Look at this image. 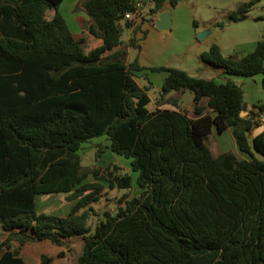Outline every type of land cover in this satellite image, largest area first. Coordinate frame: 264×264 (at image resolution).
Segmentation results:
<instances>
[{
	"label": "trees",
	"instance_id": "obj_1",
	"mask_svg": "<svg viewBox=\"0 0 264 264\" xmlns=\"http://www.w3.org/2000/svg\"><path fill=\"white\" fill-rule=\"evenodd\" d=\"M63 1L0 0V233L7 234L0 264H32L21 255L27 243L64 247L76 237L84 241L76 264H264V129L251 137L264 125V100L245 110L244 91L234 81L128 61L122 35L136 23L125 20L136 10L131 0L77 5L90 18L88 51L60 13ZM137 1L149 4L151 16L178 4ZM261 1L240 6L231 22L246 20ZM128 46L138 48L137 40ZM201 60L229 75H262L264 88V37L243 57L225 56L213 44ZM148 72L166 73L159 100L175 109H149L156 87ZM187 90L194 93L193 113L178 97L167 98ZM229 128L245 159L212 153L210 136ZM102 136L130 161L135 179L116 173L115 165L86 182L92 172L81 151ZM101 181L111 189L135 183L142 192L100 214L92 204L102 198ZM53 194L76 201L67 215L38 211V196ZM93 216L99 217L94 231ZM54 261L43 254L38 264Z\"/></svg>",
	"mask_w": 264,
	"mask_h": 264
},
{
	"label": "crops",
	"instance_id": "obj_2",
	"mask_svg": "<svg viewBox=\"0 0 264 264\" xmlns=\"http://www.w3.org/2000/svg\"><path fill=\"white\" fill-rule=\"evenodd\" d=\"M83 0H64L61 4L59 11L66 20L72 34L76 39L85 38L84 46L88 51L94 47V39L91 36L84 35V25L89 21V16L83 12H76L75 8ZM137 3V0H131ZM178 4L172 6L169 3L165 4L163 10L157 15L151 16L148 14L149 4L144 3L141 10V15L135 20V25L129 28L127 39L122 40L128 48V60L133 61L136 58L144 67H171L186 71L193 77L213 79L218 83H226L231 80L237 85L241 86L244 91V101L249 110L253 105L259 104L264 100L263 76L256 75L253 77H242L238 75H229L222 72L220 69L212 67L201 60L202 53L208 51L213 44H218L225 56L243 57L246 54L255 50L256 45L260 39L252 41H237L230 42L231 49L225 50V45L218 41H211V30L202 27L200 19L197 17V12H204L206 14H214L215 17L210 21V24L221 22L223 19H229L228 24H232L230 15L237 9L231 7L228 0H177ZM220 9L224 11L222 17L218 16ZM49 19L54 16V11L47 13ZM164 17L161 26L166 29H158L156 23L160 17ZM222 18V19H221ZM203 24H208L209 21L201 17ZM125 22V21H124ZM135 38L137 40L138 48L128 46V42ZM229 44V43H227ZM133 53L131 57L130 54ZM133 58V59H132ZM150 79L154 86L155 94L151 96L152 103L155 104L153 108L149 109L155 111L158 108L162 109H175L171 103L160 102L159 89L161 88L166 73H152L148 72ZM138 82V81H137ZM141 85V84H140ZM143 84L141 86H145ZM179 98L183 108H188L193 113L194 93L187 90L184 93H171L167 96ZM248 111H246V115ZM264 129V125L257 127L252 133V138ZM211 139L216 142V148H211L212 153L217 156L222 153L234 152L238 157L243 155L240 153L236 140L234 138L233 129L229 128L222 134L214 131L210 136L208 143ZM219 141V144H218ZM216 149V153L214 152ZM240 154V155H239ZM242 159H245L243 157ZM63 195L67 199L66 194ZM51 195L38 196L36 199L37 209L39 212H47L39 209V201L43 197ZM68 200V199H67ZM69 201V200H68ZM72 202V201H69ZM53 214V213H51ZM62 216V215H60ZM65 216V215H64Z\"/></svg>",
	"mask_w": 264,
	"mask_h": 264
},
{
	"label": "rangeland",
	"instance_id": "obj_3",
	"mask_svg": "<svg viewBox=\"0 0 264 264\" xmlns=\"http://www.w3.org/2000/svg\"><path fill=\"white\" fill-rule=\"evenodd\" d=\"M252 0H228L227 3L234 9H238L240 6L250 2ZM224 11L220 9L218 16L222 17ZM264 16V0L258 2L249 12L248 18L240 22H232L228 24L229 19H223L224 23L219 22L218 24H210L214 14H206L202 11L197 12V17L200 19L202 27L204 29L211 30V41H218L225 46V50L231 49L230 42L237 40L241 41H252L264 37V20H259L260 17ZM201 17L209 21L208 24H203ZM222 19V18H221ZM129 34V28L125 29L123 33V39L126 40ZM229 43V44H227ZM133 56V53L130 54ZM133 59V58H132ZM129 61V60H128ZM139 84H147V81L143 78H137ZM150 94L154 95V89L151 90ZM155 104H151L152 109ZM219 144V141H218ZM211 148H216V142L211 139L209 142ZM216 153V149H214ZM82 153V165L85 170L92 172L86 182H94L96 177L93 175L94 171H98V174H107L108 168L118 166L121 171H115L120 174H132L134 179L136 174L132 172L130 161L125 157L116 155L109 149V141L106 136L92 139L90 142L84 144ZM240 155V154H239ZM243 157H245L243 155ZM243 157L239 156V159ZM246 158V157H245ZM114 170V169H112ZM104 184L105 189L102 191V198L99 201L92 204V206L102 214L105 211L114 212L118 207V202L123 196H129V198L139 197L142 189L134 183L132 189H111L107 182L101 181ZM63 195L53 194L46 196L39 201V209H43L47 212L56 215H67L73 208L76 201L69 202L64 199ZM99 217L93 216L89 221V226L94 231ZM7 234L0 233V243L6 238ZM67 246L59 247L52 244L49 241L39 243H27L21 246V255L29 263L38 264L43 254L54 257L55 261L53 264H76L78 257L81 255L83 250L84 241L80 237L72 238L67 240ZM20 243L15 242V246H19ZM63 252L64 256L59 258L58 255Z\"/></svg>",
	"mask_w": 264,
	"mask_h": 264
},
{
	"label": "built area",
	"instance_id": "obj_4",
	"mask_svg": "<svg viewBox=\"0 0 264 264\" xmlns=\"http://www.w3.org/2000/svg\"><path fill=\"white\" fill-rule=\"evenodd\" d=\"M144 6V3L137 2L135 3L136 10L134 12H127L125 15V20L135 21L141 15V10ZM261 122L264 123V116L261 118Z\"/></svg>",
	"mask_w": 264,
	"mask_h": 264
},
{
	"label": "water",
	"instance_id": "obj_5",
	"mask_svg": "<svg viewBox=\"0 0 264 264\" xmlns=\"http://www.w3.org/2000/svg\"><path fill=\"white\" fill-rule=\"evenodd\" d=\"M160 22L158 21L157 23H156V27L158 28V29H161V30H163V29H166V28H163L160 24H161V22H163L164 21V17H160ZM246 108H247V106H246V104L244 105V109L246 110ZM242 116H246V112H243L242 113Z\"/></svg>",
	"mask_w": 264,
	"mask_h": 264
}]
</instances>
